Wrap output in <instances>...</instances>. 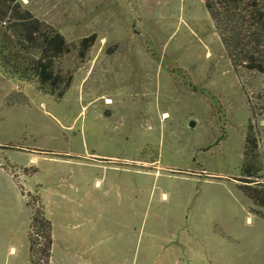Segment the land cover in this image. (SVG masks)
I'll use <instances>...</instances> for the list:
<instances>
[{
    "label": "rangeland",
    "instance_id": "1",
    "mask_svg": "<svg viewBox=\"0 0 264 264\" xmlns=\"http://www.w3.org/2000/svg\"><path fill=\"white\" fill-rule=\"evenodd\" d=\"M20 3L69 45L55 91L71 81L58 97L0 65V264H32L41 201L39 264H264L239 187L248 131L264 183V72L231 63L203 0Z\"/></svg>",
    "mask_w": 264,
    "mask_h": 264
},
{
    "label": "trees",
    "instance_id": "2",
    "mask_svg": "<svg viewBox=\"0 0 264 264\" xmlns=\"http://www.w3.org/2000/svg\"><path fill=\"white\" fill-rule=\"evenodd\" d=\"M203 3L231 63L264 72V8L260 6L259 0H203ZM94 40L95 35L79 40L80 58L85 56ZM68 51L69 45L64 36L36 18L21 5L20 0H0V65L7 73L36 79L42 91L61 97L71 77L68 76L64 88L56 92L63 75L54 70V60ZM257 148L255 135L248 131L240 168L243 183L239 187L254 204L264 210V183L256 180L261 169ZM37 196L41 201L39 194ZM26 203L30 205L28 201ZM261 210L254 212L260 214ZM36 226L43 232L45 244L42 252L48 260L53 243L52 224L42 201L32 212L29 221L32 264H39L34 254L36 242L33 230Z\"/></svg>",
    "mask_w": 264,
    "mask_h": 264
},
{
    "label": "water",
    "instance_id": "3",
    "mask_svg": "<svg viewBox=\"0 0 264 264\" xmlns=\"http://www.w3.org/2000/svg\"><path fill=\"white\" fill-rule=\"evenodd\" d=\"M194 124H195V121H194V120H190V121H189V125H190V126H194Z\"/></svg>",
    "mask_w": 264,
    "mask_h": 264
},
{
    "label": "bare ground",
    "instance_id": "4",
    "mask_svg": "<svg viewBox=\"0 0 264 264\" xmlns=\"http://www.w3.org/2000/svg\"><path fill=\"white\" fill-rule=\"evenodd\" d=\"M162 117H163V118H166V117H168V114H167V112H165V113L162 115Z\"/></svg>",
    "mask_w": 264,
    "mask_h": 264
},
{
    "label": "crops",
    "instance_id": "5",
    "mask_svg": "<svg viewBox=\"0 0 264 264\" xmlns=\"http://www.w3.org/2000/svg\"><path fill=\"white\" fill-rule=\"evenodd\" d=\"M0 170H6L5 168L1 167ZM11 175V174H10Z\"/></svg>",
    "mask_w": 264,
    "mask_h": 264
}]
</instances>
